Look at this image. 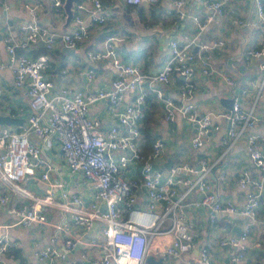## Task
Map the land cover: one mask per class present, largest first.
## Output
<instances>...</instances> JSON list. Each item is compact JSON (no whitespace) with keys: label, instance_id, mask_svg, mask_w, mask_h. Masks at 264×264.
Listing matches in <instances>:
<instances>
[{"label":"built area","instance_id":"built-area-1","mask_svg":"<svg viewBox=\"0 0 264 264\" xmlns=\"http://www.w3.org/2000/svg\"><path fill=\"white\" fill-rule=\"evenodd\" d=\"M0 0L1 11L7 13L9 2ZM129 6H138L143 0H124ZM155 4L158 0H145ZM236 0H203L212 14L201 16L188 13L185 0H174V12L178 20L189 19L196 27L195 36L186 42L168 39L165 42V61L156 72H146L141 65L125 62L118 52V37L106 34L100 48L91 50V60H106L114 69L115 77L108 89L89 92L60 87L53 90V82L44 76L48 67L45 54L30 58L16 54L14 40L5 38L6 56L0 52V71L9 70L13 85L24 87L28 102L26 115L14 129L0 128V206L18 219L16 225L24 228L33 225L55 227L65 237L64 250L55 246L56 238L35 252L37 262L52 264L65 260L67 254L77 246L97 249L90 264H148L150 260L168 256L184 258L183 264H216L207 248L197 247L194 242V223L188 218V206L203 205L209 210L208 220L216 222L218 214L240 215L246 219L239 235L223 236L218 245L229 246L231 252L226 264H242L246 258L245 242L251 232V225L257 222V209L264 204V135L259 138L250 133L245 137V146L254 167L261 176L253 178L244 171L238 185L245 190L244 203L238 208L229 200H221L207 182L212 169L204 158L190 165L182 163L162 170L157 162L164 156L165 147L161 140H155L150 150L144 152L140 146L141 124L144 117L142 105L148 93L163 104V118L173 124L177 118L190 125H197L190 140L193 149L199 150L213 132L219 130L214 121L220 117L228 124L227 142L257 125L254 107L264 97V37L258 47L248 48L243 53L247 62L258 61L260 82L255 100L250 109L241 107L234 97L231 109L218 114L200 112L195 101V84L192 77L199 72L204 77L216 76L234 86L229 74L215 68L211 55L225 45L224 39H205L211 30L215 16L223 14L226 4ZM253 14L249 21L235 20L239 25L264 26V0H249ZM50 8L61 12L63 0H47ZM87 4L93 8L86 17ZM61 14V13H60ZM73 27L65 34H57L39 24L37 7H28L27 19L19 25L28 43H41L51 50L60 40L69 50L82 46L90 37L94 26H103L106 15L102 0H82L74 5ZM7 29H9L7 27ZM196 47V53L193 49ZM94 73L87 71V78ZM173 76H181L184 82L178 84L177 101L166 96L163 86ZM127 92L135 93L132 104L119 107ZM1 95V89H0ZM101 101L109 102L116 122L105 130L101 121L90 115L91 107ZM37 141V143L35 142ZM58 149L67 172L58 171V177L50 175L53 164L44 156L45 152ZM185 176L180 177L181 173ZM67 175V178H63ZM44 185V193L37 195L25 188L27 182ZM88 183L93 189V198L85 205L78 188ZM202 194L201 201L187 203L192 191ZM143 194L139 200L138 193ZM31 202L17 207V200ZM262 201V202H261ZM51 207L68 215L80 235L59 224L51 223L41 207ZM1 228V226H0ZM94 231L95 237L86 239L84 234ZM13 247L12 238L0 234V264H9L4 258ZM85 257V253L82 254ZM255 264V263H252Z\"/></svg>","mask_w":264,"mask_h":264},{"label":"crops","instance_id":"crops-1","mask_svg":"<svg viewBox=\"0 0 264 264\" xmlns=\"http://www.w3.org/2000/svg\"><path fill=\"white\" fill-rule=\"evenodd\" d=\"M63 0V5H64ZM82 1V0H80ZM174 0H158L155 4H149L145 0L138 6H129L124 0H102L106 23L103 26H94L91 29L89 39L75 50L66 49L58 40L55 46L48 50L41 43L32 44L25 40L24 33L19 25L27 19L28 7H37V20L40 25L60 35V31L66 22V13L62 6L61 12L50 8L47 0H13L9 2V10L3 13L0 10V52L6 56L5 38H12L16 44V54H25L30 58L45 54L48 58V67L44 76L53 82V90L67 87L71 90L89 92L97 89H108L115 77L114 69L106 60H91L88 53L100 48L101 40L106 34L118 37V52L125 62H133L141 65L146 72H156L165 61V42L175 39L178 42L191 40L196 34L195 25L189 20H178L175 16ZM185 9L188 13H197L201 16L212 14V11L203 4V0H185ZM213 1V0H210ZM1 9V7H0ZM86 17L92 15L93 8L87 4ZM61 13V14H60ZM253 14V4L249 0H236L226 4L221 16H215L211 30L205 35V39H224L225 45L211 55L210 62L218 70L230 75L235 85L229 86L220 78L204 77L196 72L192 82L196 86L194 101L200 112H213L218 114L227 108L222 99L238 97L241 107L248 110L253 105L256 91L260 82L258 61L247 62L243 53L248 48L258 47L264 37V26L251 27L239 25L235 20L249 21ZM73 19V18H72ZM7 27L9 29H7ZM73 27L72 20L67 25L68 31ZM196 47L193 52L196 53ZM92 70L94 76L87 78V71ZM181 76H173L171 82L163 86L166 96L177 101L178 84L183 83ZM0 115H10L22 120L26 115L25 106L28 102L24 87L16 88L13 85V75L7 69L0 71ZM135 93L127 92L119 107L132 104ZM145 112L141 124L142 139L140 146L144 152L150 150L151 144L159 139L165 147L164 156L157 162L160 169L166 171L164 163L173 159V166L182 163L194 165L197 160L204 158L212 169L207 175V182L221 200H229L236 207H242L245 190H242L238 181L244 171L250 172L253 178L261 176L250 160L246 146L247 134H256L259 138L264 135V97L258 99L254 107L257 125L253 129L246 130L231 144L227 142L228 124L220 117L214 121L219 125V130L213 132L203 147L195 150L190 145L194 135V126L183 119L177 118L173 124L167 123L163 118V104L154 94L149 92L142 105ZM114 109L107 101H101L91 107L90 115L101 121L106 130L109 125L116 122L113 116ZM17 125L0 124V128ZM261 145L264 147L262 140ZM37 143V141H35ZM45 157L56 169L50 171L53 179L59 178L57 172H67V167L60 157L58 149L44 153ZM183 172L180 177L185 176ZM63 178H67L65 175ZM32 182V181H31ZM30 183V182H27ZM29 190L37 195L44 193V185L32 182ZM85 205L93 198V189L90 184L83 183L78 188ZM139 200L143 194L138 193ZM202 194L192 191L187 203L201 201ZM264 200V191L262 201ZM261 201V202H262ZM31 202L17 200V207ZM49 222L59 224L67 228L75 235H80L76 226L68 215L51 207H41ZM188 218L194 223V242L197 247H205L212 260L216 264H226L231 248H223L218 241L223 236L236 235L232 227L240 228L246 219L240 215L218 214L216 222L211 223L209 210L203 205L188 206L186 208ZM17 217L9 214L0 206V234L6 233L13 240L12 249L19 250L21 260L15 258L11 251L5 253L4 258L9 264H44L36 260L35 252L44 247L52 238H56L55 246L64 250L65 237L63 234L49 225H33L24 228L16 225ZM93 235H94V231ZM95 237V235L93 236ZM246 258L242 264H258L264 262V204L257 209V222L251 225V232L245 242ZM98 253L97 249H87L77 246L67 254L65 260H57L52 264H90L91 258ZM85 253V257L82 254ZM184 258L168 256L164 264H183Z\"/></svg>","mask_w":264,"mask_h":264},{"label":"water","instance_id":"water-1","mask_svg":"<svg viewBox=\"0 0 264 264\" xmlns=\"http://www.w3.org/2000/svg\"><path fill=\"white\" fill-rule=\"evenodd\" d=\"M78 2H80V0H65L64 1L63 8H64L65 13H66V22H65V25L63 26L62 30L60 31V34H65V33L69 32L67 29V25L70 23V21L73 18L74 5ZM233 102H234V99H222V103H224V105L227 109H231ZM21 122H22V120L15 119V118L11 117L10 115H5V116L0 115V124H5V125L16 124V125H18ZM196 127H197V125L194 124V132H196ZM173 164H174L173 159H169L164 163L163 167L166 170H169L173 166ZM240 230H241L240 228L232 227V231H234L236 233V235H239ZM226 247H228V246L227 245L223 246V248H226ZM148 264H164V263H163V260L161 258H158V259L150 260L148 262Z\"/></svg>","mask_w":264,"mask_h":264},{"label":"trees","instance_id":"trees-1","mask_svg":"<svg viewBox=\"0 0 264 264\" xmlns=\"http://www.w3.org/2000/svg\"><path fill=\"white\" fill-rule=\"evenodd\" d=\"M143 114H145V112H143ZM145 116V115H144ZM143 119H144V117H143ZM143 121V120H142ZM12 248V247H11ZM11 248H9L7 251H6V253L8 252V251H11L12 253H13V256L15 257V258H17V259H19V260H21L22 258H21V254H20V251L19 250H15V249H12L11 250ZM258 264H264V262L263 263H258Z\"/></svg>","mask_w":264,"mask_h":264},{"label":"rangeland","instance_id":"rangeland-1","mask_svg":"<svg viewBox=\"0 0 264 264\" xmlns=\"http://www.w3.org/2000/svg\"><path fill=\"white\" fill-rule=\"evenodd\" d=\"M32 182H30V183H26L25 184V188H27V189H29L30 188V184H31ZM36 194H37V192H36ZM93 232L92 231H90V232H87V233H85L84 234V237L86 238V239H91V238H93Z\"/></svg>","mask_w":264,"mask_h":264}]
</instances>
